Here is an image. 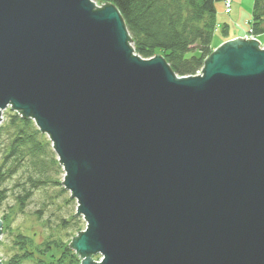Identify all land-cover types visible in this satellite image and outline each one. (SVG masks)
Instances as JSON below:
<instances>
[{
	"label": "water",
	"instance_id": "95a60500",
	"mask_svg": "<svg viewBox=\"0 0 264 264\" xmlns=\"http://www.w3.org/2000/svg\"><path fill=\"white\" fill-rule=\"evenodd\" d=\"M259 44L229 40L179 77L135 56L114 5L0 0V124L11 107L51 139L81 264H264Z\"/></svg>",
	"mask_w": 264,
	"mask_h": 264
},
{
	"label": "trees",
	"instance_id": "16d2710c",
	"mask_svg": "<svg viewBox=\"0 0 264 264\" xmlns=\"http://www.w3.org/2000/svg\"><path fill=\"white\" fill-rule=\"evenodd\" d=\"M94 1L98 5L118 8L138 56L143 60L163 56L179 77L196 76L202 71L214 51L217 29L224 36L229 35L227 24L221 28L217 26L220 24L216 4L226 0ZM252 14L249 32L264 42V0H255ZM53 149L47 135L32 119L20 117L11 110L7 121L0 125V208L8 198L6 184L15 179L18 180L14 187L22 193L18 198L21 209L36 190L63 184L65 170ZM0 220L4 224L2 236H5L12 226L11 218L4 215ZM79 221H75L76 225ZM17 239L22 254L14 256L6 264H22L35 259L36 254L39 264H81L78 254L69 248L68 243L51 241V246L34 251L29 238L18 235ZM55 245L60 246L61 255L53 252Z\"/></svg>",
	"mask_w": 264,
	"mask_h": 264
},
{
	"label": "rangeland",
	"instance_id": "374dc122",
	"mask_svg": "<svg viewBox=\"0 0 264 264\" xmlns=\"http://www.w3.org/2000/svg\"><path fill=\"white\" fill-rule=\"evenodd\" d=\"M91 1L97 8H103L105 6L98 5L94 0ZM225 2L216 4L218 11V24H220L217 26L221 28L227 24L229 27V35L224 36L221 31L217 29L213 40V45L215 46L214 50L229 40L241 36H251L249 35V31L251 29L250 22H252L255 0H232L233 5L231 14L225 12ZM131 46L134 48L132 42ZM261 50H264V48ZM136 55L137 54L135 53V56ZM10 115L11 107H8L6 110L2 111L1 121L4 123ZM19 116L22 117L21 115ZM64 179L65 175L62 183L64 182ZM17 180L18 179H15L13 182H8L6 184V187L8 188V198L0 208V218L4 215H9L12 225L10 230L6 232L5 236L3 235L0 239V260L2 263L6 264L14 256L22 254L21 248L17 244L18 235L29 238L32 243L31 247L33 246L34 251L43 250L46 247L51 246L49 245L51 241L68 243L69 248L72 249L70 243L73 241V238L78 237V232L80 230H82V232L85 231L86 222L83 217L76 216L78 205L77 201L72 198L70 192L65 190L63 184L57 187L52 186L45 187V189L40 188L34 192L33 197L25 203L26 206L21 209L18 198L22 193L18 188L14 187ZM78 219H80V221L78 222L79 224L76 225L75 221H78ZM64 221L68 223L65 222L64 224ZM59 248L60 246L55 245L53 252L60 253L59 255H61L62 251L59 250ZM73 252L76 254L75 250H73ZM35 256V259H28L22 264H39L37 254ZM101 258L102 256L100 255L93 257L95 261H100ZM78 259L81 263L82 258L80 255Z\"/></svg>",
	"mask_w": 264,
	"mask_h": 264
},
{
	"label": "built area",
	"instance_id": "2783aa9c",
	"mask_svg": "<svg viewBox=\"0 0 264 264\" xmlns=\"http://www.w3.org/2000/svg\"><path fill=\"white\" fill-rule=\"evenodd\" d=\"M232 5H233L232 0H226V2H225V12L227 14H231V12H232ZM249 35H251V36H246V37L241 36V38L246 39V40H257L258 42H260V44H259L260 45V48L261 49L264 48V43L259 40V37L252 35L251 32H250ZM201 74H202V71H200L196 76H200Z\"/></svg>",
	"mask_w": 264,
	"mask_h": 264
},
{
	"label": "bare ground",
	"instance_id": "6f19581e",
	"mask_svg": "<svg viewBox=\"0 0 264 264\" xmlns=\"http://www.w3.org/2000/svg\"><path fill=\"white\" fill-rule=\"evenodd\" d=\"M2 123H3V122H2ZM2 123H1V124H2ZM1 124H0V125H1ZM86 228H87V227H86Z\"/></svg>",
	"mask_w": 264,
	"mask_h": 264
}]
</instances>
